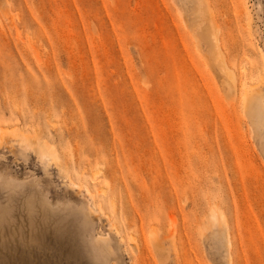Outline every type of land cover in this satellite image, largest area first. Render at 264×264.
<instances>
[{
	"label": "rangeland",
	"instance_id": "1",
	"mask_svg": "<svg viewBox=\"0 0 264 264\" xmlns=\"http://www.w3.org/2000/svg\"><path fill=\"white\" fill-rule=\"evenodd\" d=\"M259 97L264 0H0V264H264Z\"/></svg>",
	"mask_w": 264,
	"mask_h": 264
},
{
	"label": "bare ground",
	"instance_id": "2",
	"mask_svg": "<svg viewBox=\"0 0 264 264\" xmlns=\"http://www.w3.org/2000/svg\"><path fill=\"white\" fill-rule=\"evenodd\" d=\"M215 39V38H214ZM218 39V38H217ZM216 43H218V41H215ZM217 45V47L219 46L218 44H216ZM218 48H220V47H218ZM220 51V50H219ZM259 99H260V101H261V103L259 104V106H262V105H264V100L262 99V98H260L259 97Z\"/></svg>",
	"mask_w": 264,
	"mask_h": 264
}]
</instances>
